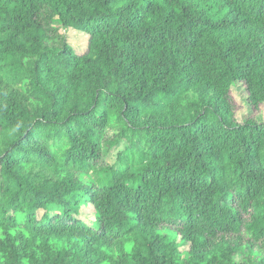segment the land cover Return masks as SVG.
I'll return each instance as SVG.
<instances>
[{"label": "trees", "instance_id": "obj_1", "mask_svg": "<svg viewBox=\"0 0 264 264\" xmlns=\"http://www.w3.org/2000/svg\"><path fill=\"white\" fill-rule=\"evenodd\" d=\"M236 83L264 104V0H0V264H264Z\"/></svg>", "mask_w": 264, "mask_h": 264}, {"label": "rangeland", "instance_id": "obj_2", "mask_svg": "<svg viewBox=\"0 0 264 264\" xmlns=\"http://www.w3.org/2000/svg\"><path fill=\"white\" fill-rule=\"evenodd\" d=\"M69 44L74 48L78 55H84L87 52L89 37L83 33L74 30L62 31ZM231 96L234 103V116L235 120L239 123L244 122L247 119H254L256 121L264 122V104L258 109H254L248 104V94L245 89V85L242 83H236L231 87ZM123 144L119 147L123 148ZM119 151V150H118ZM118 151L112 150L108 157V164L114 162L115 156ZM43 214V212H41ZM76 218L80 221L87 223L89 226H96L97 221L95 217V211L91 204L83 205L80 211L77 213Z\"/></svg>", "mask_w": 264, "mask_h": 264}]
</instances>
